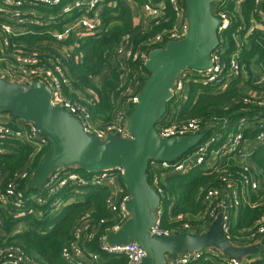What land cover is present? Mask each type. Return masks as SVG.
<instances>
[{
	"label": "built area",
	"instance_id": "built-area-1",
	"mask_svg": "<svg viewBox=\"0 0 264 264\" xmlns=\"http://www.w3.org/2000/svg\"><path fill=\"white\" fill-rule=\"evenodd\" d=\"M244 1H213L210 10L219 19L218 44L208 55L209 66L206 69L184 68L177 74L167 101V105L171 101L170 107H166L155 123L159 138L204 132L203 139L174 160H149L145 176L159 196L150 235L166 236L187 230L200 234L206 232L220 214L223 238L236 247L257 244L259 249L239 260L214 247H203L176 253L173 257L166 255L165 264H264V176L252 160L257 149L262 148L264 155V63L261 62V56L264 57V0H252L247 16L242 11ZM113 4V0H0V77L26 86L34 82L43 84L52 106L67 110L79 121L84 133L101 140L110 135L132 138L127 129L128 118L149 74L145 67L148 52L183 39L187 31L184 0L144 2L139 6L143 18L148 20L146 25L158 23L167 5L175 14V21L172 26L163 27L147 38L136 50L128 36L120 39L111 55L118 63L120 85L126 82L127 63L130 61L134 67L116 102L112 118L100 122L92 117L85 104L68 97L67 92L73 89L65 64L71 59L81 60V52L73 54L79 46L78 41L100 34L103 8ZM29 34L49 35L53 43L43 42L44 49L28 48L18 38ZM254 44L259 50L252 53ZM192 83L208 85L212 93L235 87L243 96L242 101L261 110L262 114L243 117L233 124L226 116L212 120L180 118L181 105ZM246 131L253 133L252 138H245ZM20 146L30 149L25 166L12 177L0 173V216L8 213L17 219L11 236L26 229L22 217L29 213L40 217V212L29 211L31 206H48V215L55 216L83 187L104 186L108 192L104 200L107 219L91 225L84 220L90 212L80 216L72 228V239L60 248V256L67 264H99V254L88 244L96 235L99 224L107 222L103 232L96 237L98 249L124 258V264H141L145 252L136 242H109V236L118 232L129 218L126 204L130 195L122 182L123 168L90 173L76 167L59 168L51 172L38 189L27 193L26 183L35 167L34 162L37 163L48 148V141L32 122L0 111V155L16 152ZM195 168L205 175H213L215 181L207 183L197 196L200 205L197 212L173 213L175 200L167 195L165 179ZM63 190L70 195L66 199L60 196ZM164 201L168 202L166 209ZM242 209L257 211L247 226L240 224ZM164 220L168 227H163ZM0 264L40 263L14 240H5L0 244Z\"/></svg>",
	"mask_w": 264,
	"mask_h": 264
},
{
	"label": "water",
	"instance_id": "water-1",
	"mask_svg": "<svg viewBox=\"0 0 264 264\" xmlns=\"http://www.w3.org/2000/svg\"><path fill=\"white\" fill-rule=\"evenodd\" d=\"M214 0H184L187 31L181 40L148 52L145 67L148 77L129 114L127 129L132 138L110 135L104 140L83 132L79 121L67 110L52 106L49 92L39 82L29 86L7 82L0 77V111L32 122L48 141V148L34 167L27 189H38L51 172L76 167L98 172L123 168L122 182L130 199L129 218L123 227L109 236L111 244L136 242L145 252L141 264H165V256L214 247L222 254L241 259L254 254L259 246H233L220 233L221 215L206 232L193 230L169 235H150L155 221L154 209L159 196L148 184L145 169L149 160L171 161L193 148L205 133L159 138L155 123L162 116L177 74L184 68L206 69L209 53L217 46L218 17L210 7Z\"/></svg>",
	"mask_w": 264,
	"mask_h": 264
},
{
	"label": "trees",
	"instance_id": "trees-1",
	"mask_svg": "<svg viewBox=\"0 0 264 264\" xmlns=\"http://www.w3.org/2000/svg\"><path fill=\"white\" fill-rule=\"evenodd\" d=\"M161 0H113V5L104 6L102 12L103 26L100 34L95 37H84L80 39L78 48L73 50V54L82 53L81 60H69L65 65L71 77V87L73 91L67 92L68 97L78 100L85 104L92 117L100 122L109 121L116 108L117 100L122 96L123 89L128 79L131 77V71L134 64L127 63L128 75L126 82L120 85L118 63L112 58V52L118 45L123 36H128L134 49L143 45V42L153 36L163 27H170L175 21V14L167 5L163 14L158 18L159 22H151L144 27L134 22L137 14V6L144 2L157 3ZM166 1V0H165ZM252 6V0H245L242 3V11L247 16ZM18 41L25 44L28 48L44 49L43 42L48 45L53 43L49 35L29 34L21 36ZM259 47L254 44L252 53L258 51ZM261 62L264 63V57L261 56ZM264 67V64H263ZM101 79L100 82L97 78ZM77 93L84 97L80 98ZM242 95L235 88H228L222 93H212V88L208 85L192 83L188 96L181 105L179 111L180 118L199 117L205 120H212L215 117L226 116L233 124L243 117H254L256 114H262L254 106L245 104L242 101ZM79 98V99H78ZM171 101L168 103L170 107ZM253 133L245 132V138H252ZM30 149L26 146H20L18 151L0 155V173L6 177H12L14 173L22 169L27 162ZM252 160L255 165L261 169L264 176V155L262 148L257 149L252 154ZM34 162V166H36ZM215 181L213 175H205L200 169H193L186 174L168 176L165 179L164 188L167 195L175 200L172 212L190 211L195 213L200 205L197 196L203 187ZM33 191L28 189L27 193ZM107 188L104 186L87 185L82 191L73 196L71 202L61 208L53 215H48V206L42 208L31 206L33 211L40 212V217L36 218L33 214H28L21 219L27 224L25 230L11 236L13 227L17 219L8 213H3L2 228L5 231L4 237H0V244L5 240H14L20 245L27 254L33 257L40 264H67L60 256V248L72 239V228L78 223V219L84 213L90 214L84 217L91 225H97L98 221L107 219V211L104 207V200L107 196ZM63 199L70 195L63 190L60 194ZM169 201V200H168ZM164 201V208L167 207ZM257 214L256 210L242 209L240 211V224L247 226ZM107 222L99 224L96 235L88 244L89 248L99 254V264H124V258L108 255L98 249V234L103 232ZM169 224L163 221V227ZM210 264V263H208Z\"/></svg>",
	"mask_w": 264,
	"mask_h": 264
},
{
	"label": "rangeland",
	"instance_id": "rangeland-1",
	"mask_svg": "<svg viewBox=\"0 0 264 264\" xmlns=\"http://www.w3.org/2000/svg\"><path fill=\"white\" fill-rule=\"evenodd\" d=\"M136 12H137V14H136L135 17H134V22H135L137 25H139V26H142V27L146 26L148 20L145 19V18H143L142 14L140 13V9H139L138 6H137V11H136ZM100 80H101V79H100L99 76H98L97 81L100 82ZM77 95H78L79 97H81V98L84 97V96H83L82 94H80V93H77Z\"/></svg>",
	"mask_w": 264,
	"mask_h": 264
},
{
	"label": "crops",
	"instance_id": "crops-1",
	"mask_svg": "<svg viewBox=\"0 0 264 264\" xmlns=\"http://www.w3.org/2000/svg\"><path fill=\"white\" fill-rule=\"evenodd\" d=\"M85 222H88V221H85ZM2 225H3V217L0 216V237L5 235V231L3 230ZM14 228L15 226L13 227V229Z\"/></svg>",
	"mask_w": 264,
	"mask_h": 264
}]
</instances>
